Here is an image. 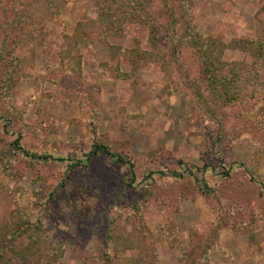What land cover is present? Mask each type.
I'll use <instances>...</instances> for the list:
<instances>
[{
    "label": "rangeland",
    "instance_id": "374dc122",
    "mask_svg": "<svg viewBox=\"0 0 264 264\" xmlns=\"http://www.w3.org/2000/svg\"><path fill=\"white\" fill-rule=\"evenodd\" d=\"M0 264H264V0H0Z\"/></svg>",
    "mask_w": 264,
    "mask_h": 264
},
{
    "label": "trees",
    "instance_id": "16d2710c",
    "mask_svg": "<svg viewBox=\"0 0 264 264\" xmlns=\"http://www.w3.org/2000/svg\"><path fill=\"white\" fill-rule=\"evenodd\" d=\"M101 149H103V152H105L106 154H110L109 151H106V149L104 148V146H97V147H95V149L93 150V153L99 152ZM29 156H31L34 159H38L39 158L37 155H34V154H29ZM44 159H47V157H44ZM117 162L118 163H121V164L126 163V161H125V159L123 157H117ZM163 175L165 176L164 173H163Z\"/></svg>",
    "mask_w": 264,
    "mask_h": 264
}]
</instances>
